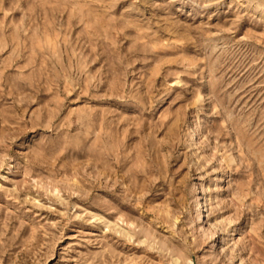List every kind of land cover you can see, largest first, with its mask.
I'll return each instance as SVG.
<instances>
[{"label":"rangeland","instance_id":"obj_1","mask_svg":"<svg viewBox=\"0 0 264 264\" xmlns=\"http://www.w3.org/2000/svg\"><path fill=\"white\" fill-rule=\"evenodd\" d=\"M0 264H264V0H0Z\"/></svg>","mask_w":264,"mask_h":264}]
</instances>
